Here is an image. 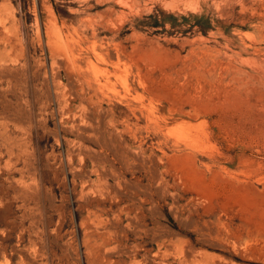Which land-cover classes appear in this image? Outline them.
I'll list each match as a JSON object with an SVG mask.
<instances>
[{
    "label": "rangeland",
    "instance_id": "rangeland-1",
    "mask_svg": "<svg viewBox=\"0 0 264 264\" xmlns=\"http://www.w3.org/2000/svg\"><path fill=\"white\" fill-rule=\"evenodd\" d=\"M0 264H264V0H0Z\"/></svg>",
    "mask_w": 264,
    "mask_h": 264
}]
</instances>
